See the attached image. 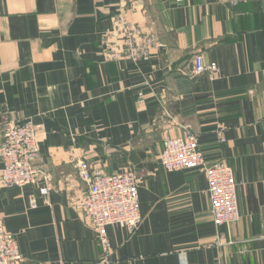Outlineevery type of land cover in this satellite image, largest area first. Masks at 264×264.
<instances>
[{"label":"crops","instance_id":"obj_1","mask_svg":"<svg viewBox=\"0 0 264 264\" xmlns=\"http://www.w3.org/2000/svg\"><path fill=\"white\" fill-rule=\"evenodd\" d=\"M119 14L164 46L107 60ZM196 56L218 71L196 74ZM25 119L50 190L0 180L24 264H264V0H0V135ZM187 128L210 164L235 172L230 225L213 221L205 173L160 162L165 138ZM77 158L138 176L141 225L110 227L108 257L83 212Z\"/></svg>","mask_w":264,"mask_h":264},{"label":"built area","instance_id":"obj_2","mask_svg":"<svg viewBox=\"0 0 264 264\" xmlns=\"http://www.w3.org/2000/svg\"><path fill=\"white\" fill-rule=\"evenodd\" d=\"M112 21L103 51L107 60H149L156 48L164 46L152 31L126 14L115 15ZM217 71L215 63H207L202 56H196V74L211 75ZM38 137V129L31 119L8 121L3 125L0 135V180L4 186L23 187L44 182L46 185L41 192L44 195L49 193L50 175L39 162ZM159 159L167 170L193 169L206 174L216 225H230L240 219L233 168L224 162L210 164L194 131L187 128L181 135L166 137ZM73 167L87 186L82 202L84 215L97 231L108 257L112 253L110 227L119 225L134 233L141 225L138 176L133 170L112 174L95 170L86 158H77ZM24 263L17 237L7 230L0 216V264Z\"/></svg>","mask_w":264,"mask_h":264}]
</instances>
